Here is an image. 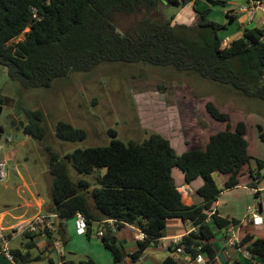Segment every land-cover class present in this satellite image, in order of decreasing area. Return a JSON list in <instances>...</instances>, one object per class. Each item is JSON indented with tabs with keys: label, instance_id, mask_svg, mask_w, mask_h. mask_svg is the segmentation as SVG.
<instances>
[{
	"label": "trees",
	"instance_id": "1",
	"mask_svg": "<svg viewBox=\"0 0 264 264\" xmlns=\"http://www.w3.org/2000/svg\"><path fill=\"white\" fill-rule=\"evenodd\" d=\"M194 2L195 18L191 23H178L175 13L167 14L162 5L180 8ZM205 3L206 8L196 7ZM225 0H0V64L8 69L10 78L26 88L50 87L55 80L73 72H88L103 63H145L194 72L202 78L229 87L234 92L264 103V39L261 27L246 28L241 36L225 43L221 32L234 21L211 20L212 6ZM35 5L43 15L35 22L30 7ZM123 17V21L121 20ZM31 29L24 39L12 41L27 26ZM0 101L4 97L0 96ZM209 115L226 124V129L212 134L207 144L195 146L179 154L171 141L159 132H152L143 142L128 143L115 137L108 145L78 148L61 158L50 152L49 168L53 175L51 200L53 210L61 215L60 236L64 237V221L78 212L85 215L88 228L100 220L115 219L119 227L138 226L145 234L138 248L127 253L116 244L110 230L102 236L111 252L114 264H125L131 256L136 262L151 244L161 239L168 221H190L196 229L183 235L179 243L170 246L171 254L160 264H183L177 248L192 258L203 253L207 264H215L217 250L213 239L216 230L227 229L240 221L212 213L214 203L224 189L240 182L243 167L250 166L248 185L258 188L263 178L264 160L249 153L247 124L238 121L232 130L231 115L212 100L205 103ZM28 123L22 128L34 141L47 136L46 116L41 109H25ZM264 141L263 126L258 125ZM110 132L116 136L117 132ZM57 137L75 142L87 136L84 128L67 121H58ZM72 162L81 173L105 168L99 176L100 187L90 191L85 179L74 181L69 175ZM174 167L185 173L187 182L202 177L197 190L203 201L187 205L182 200L172 174ZM214 172L229 175L220 188ZM91 195V202L88 195ZM260 195L257 190L255 196ZM215 227V228H214ZM28 241L22 248L12 249L16 264H26L42 257H32L37 247V234L26 233ZM245 247L249 259L234 264H264V238L248 233L234 244ZM48 264H98L92 257L61 262L49 258Z\"/></svg>",
	"mask_w": 264,
	"mask_h": 264
},
{
	"label": "rangeland",
	"instance_id": "2",
	"mask_svg": "<svg viewBox=\"0 0 264 264\" xmlns=\"http://www.w3.org/2000/svg\"><path fill=\"white\" fill-rule=\"evenodd\" d=\"M169 7L175 8L172 5ZM220 22H228V18L224 16ZM24 37L22 33L20 39ZM0 96L4 97L3 102L8 106L3 117L11 119L7 120L5 129L0 132L2 156L6 160L8 173L7 179L0 181V212H8L2 223L4 226L17 224L47 211L52 201L53 185L47 145L63 158L78 148L108 145L115 137L127 143L131 140L143 142L152 132L165 131L170 127H187L192 129L191 135L180 134L179 131L174 135L173 146L176 150L187 148V142L189 148L204 147L208 138V129L204 127H226L224 122L213 119L207 112L205 102L209 98L213 102L214 99L231 100L233 124L239 118H244L249 127H258L256 123L252 125V114L264 117V103L259 100L240 95L194 72L145 63H103L91 71L73 72L55 80L48 88H26L20 81L10 78L7 67L0 64ZM25 109H41L45 113L48 133L44 141L32 142L33 137L18 128L21 122H24L22 127L28 123ZM244 112L246 115L243 116ZM60 120L84 128L86 138L75 142L59 139L55 126ZM111 129L116 130V136L110 132ZM68 171L74 181H89L92 191L101 186L98 178L106 169L81 173L70 162ZM262 171L264 173V169ZM88 197L92 202L90 194ZM38 200L45 203L42 209L36 204ZM253 200H256L255 193L250 202ZM259 200L264 203V191ZM75 221L74 216L67 222ZM96 232L97 224H94L91 241L105 249L102 238L96 236ZM68 238L66 257L83 260L87 258L83 253L96 248V244L81 243L76 234L68 235ZM27 241V236L20 235L12 240L11 248H22V242ZM74 250L78 252L77 255L71 253ZM30 252L32 255L38 254L35 248ZM52 257L56 262L61 258L54 253ZM47 262L40 259L26 264Z\"/></svg>",
	"mask_w": 264,
	"mask_h": 264
},
{
	"label": "crops",
	"instance_id": "3",
	"mask_svg": "<svg viewBox=\"0 0 264 264\" xmlns=\"http://www.w3.org/2000/svg\"><path fill=\"white\" fill-rule=\"evenodd\" d=\"M225 4H217L212 6L211 12L209 14V18L214 21H222L223 17H227V14H231L234 16V21L229 24L228 28L224 30V38L225 43L234 38L236 35L241 36L246 28H253V27H261L262 22L264 21V5L258 7L255 10H242V6L248 4V0H225ZM206 4L201 2L196 4V7L199 8H206ZM222 7L223 9H221ZM162 9L165 13H175V20L178 23H191L195 18V9H194V2H189L187 5L174 9H171L166 4L162 5ZM236 36V37H237ZM224 86V85H223ZM229 88V87H228ZM211 100V98H209ZM231 100L223 101V100H215L214 103L225 112H228L231 115V124L232 130L235 129L236 124L232 123V106L230 103ZM206 103V102H205ZM234 109V108H233ZM246 115V112L243 113V116ZM242 116V117H243ZM252 125H262L264 131V117H255L251 116ZM244 121V118H239L238 121ZM237 121V122H238ZM246 123V121H244ZM247 131H246V138L249 142V153L254 157H259L264 160V141L260 137L259 127H249V123L247 122ZM208 129V138L206 140V144L209 141V138L212 134L226 129V127H204ZM180 132V134H184L187 136L192 134V129L187 127H170L167 128L165 131H158L165 137H167L172 145L175 146V133ZM186 143V142H185ZM253 143V144H252ZM205 144V145H206ZM177 145L179 146L178 142ZM176 145V146H177ZM187 148H182L180 151L176 150L179 154L187 151L190 149L188 146V142L186 143ZM257 146V148H256ZM176 149V148H175ZM250 166L256 168L255 162H252L251 165L247 164L243 167V174L240 176V182L237 186L224 189L221 192L218 200L214 203L212 210L207 211L209 217L207 221H210V215L212 213H218L223 217H227L229 219L236 218L240 222L236 225H231L226 233L224 230H216L215 237L213 239L214 246L217 250V257L215 264H234L235 261L239 260L241 263H245L250 257L248 251L245 247H236L231 244V241L238 242L248 233L254 234L257 237L264 238V222L255 224L251 219V215L248 213L247 208L249 205H254L259 208V213L263 218L264 221V203L263 200H259L262 198V194L264 191V173L263 178L258 183V188H252L248 185L250 181ZM172 174L175 179V182L182 193V200L187 205L192 204H199L203 201L201 195L198 194L197 190L200 186L203 185L204 180L202 177H198L192 182H187L185 179V173L178 167H174L172 169ZM213 176L217 185L220 188H223L224 182L228 179L229 175L214 172ZM257 190H260V195L258 197L255 196L256 200L251 201V196L253 193H256ZM261 197V198H260ZM39 209H42L44 206L43 200H38L36 202ZM53 210L52 201L47 207L46 212H51ZM7 211L0 212V221L3 223L5 217L7 216ZM72 218V217H71ZM70 219V218H69ZM64 221V237H63V246L64 250L62 252L58 251L55 248L54 243L50 238L43 237L42 235H37L35 238L37 247L35 248L38 250V254L32 255V257L41 256L42 260L45 259L49 261V258L53 259L52 254L60 255V260L57 262H61L63 257L65 259H73L72 257H66V244L69 241L68 235H77L78 240L81 243L86 244H96V248H90L86 251L85 255L92 257L98 264H114V260L112 257L111 252L105 247L102 248L95 241H91V234L93 231V225L97 224V232L99 229V223L95 222L91 225L90 228L87 229V232L84 234H79L76 231V221L70 222L68 224V220ZM12 224V223H11ZM9 224V225H11ZM215 228V227H214ZM196 229V226L192 224L190 221H183L181 219H171L168 221V226L165 235L158 240L157 243L149 245V247L144 251L142 256L134 262L131 256H127V263L128 264H160L162 260L168 257L171 254L170 246L173 245L174 241L177 239H181L183 235L193 231ZM96 232V236H98ZM73 233V234H72ZM138 229L134 224H125L115 231V236L117 237V241L122 244V248L127 253H132L138 248L139 240L136 239V235L138 234ZM87 237V240L85 237ZM100 237V236H98ZM101 238V237H100ZM26 242H22V246H24ZM20 248V247H17ZM16 249V248H12ZM74 249V248H73ZM84 249V248H83ZM110 252V253H108ZM74 255H77L78 252L74 250ZM178 255L181 256L184 263L183 264H207L205 257L204 262H200L195 258L190 257L185 252H178ZM54 260V259H53ZM81 260V259H80ZM55 261V260H54ZM79 261V260H76ZM56 262V261H55ZM48 263V262H47ZM0 264H16L14 259H10L7 257L1 250H0Z\"/></svg>",
	"mask_w": 264,
	"mask_h": 264
},
{
	"label": "built area",
	"instance_id": "4",
	"mask_svg": "<svg viewBox=\"0 0 264 264\" xmlns=\"http://www.w3.org/2000/svg\"><path fill=\"white\" fill-rule=\"evenodd\" d=\"M50 1V0H47ZM264 5V0H248V4L242 6V10H255L258 7ZM33 20L35 22L41 21L43 15L40 13L39 8L35 5L30 7ZM261 28L263 30L264 39V21L262 22ZM31 29V26H27L22 33H26ZM22 35V34H21ZM20 36L13 39L12 41L18 42ZM21 40V39H20ZM8 177V173L6 171V160L2 156V145H0V181H5ZM248 213L251 215V219L255 224L263 223V218L259 213V208L254 205H249L247 208ZM76 217V231L79 234H84L88 229V222L85 215L81 212H78L74 215ZM61 215L55 211L51 212H40L33 215L29 219H24L17 224H11L8 226H4L0 221V250L10 259H13V253L11 248V242L16 237L20 235H24L26 233H35L37 235H42L43 237L50 238L55 245V248L58 251L62 252L64 250L63 239L60 236V228H61ZM99 229L98 236L102 237L105 235L106 230H110L112 233H115L119 227L117 221L115 219H105L98 221ZM128 224V223H127ZM138 229V234L135 236L137 240H143L145 238L144 232L136 226ZM181 239H177L173 244L179 243ZM235 241H231V244H235ZM178 252H184V247L180 246L177 248ZM196 260L200 262L205 261V256L203 253H198Z\"/></svg>",
	"mask_w": 264,
	"mask_h": 264
},
{
	"label": "flooded vegetation",
	"instance_id": "5",
	"mask_svg": "<svg viewBox=\"0 0 264 264\" xmlns=\"http://www.w3.org/2000/svg\"><path fill=\"white\" fill-rule=\"evenodd\" d=\"M0 106L2 107V113L0 116V132L3 131L5 129V123L8 122L7 120H11L8 118V116L3 117L4 111L8 108L7 104L5 102H1L0 101ZM20 128V127H18ZM23 128V127H21Z\"/></svg>",
	"mask_w": 264,
	"mask_h": 264
},
{
	"label": "water",
	"instance_id": "6",
	"mask_svg": "<svg viewBox=\"0 0 264 264\" xmlns=\"http://www.w3.org/2000/svg\"><path fill=\"white\" fill-rule=\"evenodd\" d=\"M1 113H2V107L0 106V116H1ZM23 125H24V122H21L20 128H21ZM32 142H34L33 139H32ZM116 244L122 248V244H121L119 241H116ZM124 263H125V264H128L126 258L124 259Z\"/></svg>",
	"mask_w": 264,
	"mask_h": 264
}]
</instances>
